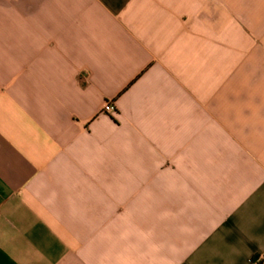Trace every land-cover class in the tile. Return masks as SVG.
Wrapping results in <instances>:
<instances>
[{"label": "crops", "instance_id": "0c3cea01", "mask_svg": "<svg viewBox=\"0 0 264 264\" xmlns=\"http://www.w3.org/2000/svg\"><path fill=\"white\" fill-rule=\"evenodd\" d=\"M0 264H264V0H0Z\"/></svg>", "mask_w": 264, "mask_h": 264}, {"label": "built area", "instance_id": "2783aa9c", "mask_svg": "<svg viewBox=\"0 0 264 264\" xmlns=\"http://www.w3.org/2000/svg\"><path fill=\"white\" fill-rule=\"evenodd\" d=\"M103 111L107 113H112L114 111V106L110 102H106L103 105Z\"/></svg>", "mask_w": 264, "mask_h": 264}]
</instances>
